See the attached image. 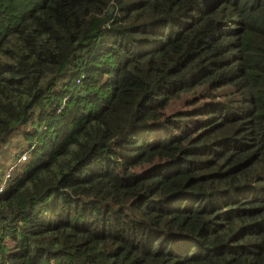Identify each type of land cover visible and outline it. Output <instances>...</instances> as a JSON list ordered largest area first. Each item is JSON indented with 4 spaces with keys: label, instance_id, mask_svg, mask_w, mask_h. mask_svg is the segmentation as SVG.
<instances>
[{
    "label": "trees",
    "instance_id": "obj_1",
    "mask_svg": "<svg viewBox=\"0 0 264 264\" xmlns=\"http://www.w3.org/2000/svg\"><path fill=\"white\" fill-rule=\"evenodd\" d=\"M14 136L0 264H264V0H0Z\"/></svg>",
    "mask_w": 264,
    "mask_h": 264
},
{
    "label": "rangeland",
    "instance_id": "obj_2",
    "mask_svg": "<svg viewBox=\"0 0 264 264\" xmlns=\"http://www.w3.org/2000/svg\"><path fill=\"white\" fill-rule=\"evenodd\" d=\"M203 93H205V89L204 88H198L195 91L185 94L183 95L181 98L174 100L173 102H171V104L164 110V113L166 115L168 114H172L177 110H181V109H185V108H193L194 105H190L189 102H191V100H193L196 97H199L200 95H202ZM229 93V90L224 88L221 89L217 92V95L220 97V99L222 100H226L227 99V95ZM204 102V100H199V105L202 104ZM180 127H183L182 124H180ZM16 136H14L12 138V144L9 146H3V152L0 154V174L5 173L7 171V168L11 165V163L15 162L16 159V148L20 139V136H18V138H15ZM18 139V140H17ZM14 159V160H13ZM142 169H138V172H141ZM10 243L9 241H7V244Z\"/></svg>",
    "mask_w": 264,
    "mask_h": 264
},
{
    "label": "built area",
    "instance_id": "obj_3",
    "mask_svg": "<svg viewBox=\"0 0 264 264\" xmlns=\"http://www.w3.org/2000/svg\"><path fill=\"white\" fill-rule=\"evenodd\" d=\"M25 158H26V155L23 154V155L20 157V160H24ZM14 167H15V164H14V163L11 164V165L8 167L6 173L2 176L1 183H0V192L4 190V188H5V184H6V182L8 181V179L10 178V176H11V171L14 169Z\"/></svg>",
    "mask_w": 264,
    "mask_h": 264
}]
</instances>
